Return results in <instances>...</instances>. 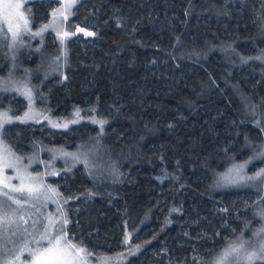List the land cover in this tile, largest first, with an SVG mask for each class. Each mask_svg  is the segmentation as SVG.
I'll list each match as a JSON object with an SVG mask.
<instances>
[{
  "label": "trees",
  "instance_id": "16d2710c",
  "mask_svg": "<svg viewBox=\"0 0 264 264\" xmlns=\"http://www.w3.org/2000/svg\"><path fill=\"white\" fill-rule=\"evenodd\" d=\"M258 1H78L63 68L35 79V97L54 116L76 111L79 120L63 129H4L14 151L95 143L107 158L96 175L78 163L53 177L71 241L123 254L122 264H197L256 222L251 195L245 206L239 191L215 185L264 138L245 112L246 98L264 105V65L248 58L264 44L262 15L252 10L260 11ZM29 3L36 19L49 10L45 0ZM20 235L15 251L9 244L0 252V264L30 236Z\"/></svg>",
  "mask_w": 264,
  "mask_h": 264
},
{
  "label": "rangeland",
  "instance_id": "374dc122",
  "mask_svg": "<svg viewBox=\"0 0 264 264\" xmlns=\"http://www.w3.org/2000/svg\"><path fill=\"white\" fill-rule=\"evenodd\" d=\"M30 1L32 0H8V2H18L23 5L20 10L23 12V18L13 15L6 21L2 10H0V113L7 112L11 117L10 122L0 125V188H3L4 183L9 186L24 188L23 192L10 193L21 200V205H17L0 195V204L3 205L0 208V216L7 212L11 220L14 221L10 225L9 231H14L17 234L16 239L20 240V234H30L26 239L29 241V248L48 246L47 240L40 241L39 244L36 243L40 240V235L45 231V228H47L50 238L61 234V230H63L67 242L77 246L76 250H70L72 252V264H122L126 259L123 254L102 255L87 248L82 243L71 241L67 237L63 198L60 189L53 180L60 167L68 168L78 163L84 164L90 173L96 175L98 166L103 165L102 160L107 159L101 154L98 146L95 143H90L67 149L54 148L52 151L47 145L35 143L29 146L27 150L14 151L4 138V129L8 125L42 124L54 129H63L74 122L76 123L80 118L76 111L63 117L54 116L45 107V104L38 103L37 96L35 97L37 83L35 79L38 78L39 81H42L63 68L67 55V39L70 36L69 19L73 15L79 0H45L49 3V10L45 16L39 19H36L30 11ZM5 2L6 0H0V5ZM258 2V6L261 5L260 11L257 7L252 10L256 13L255 16L262 15L257 26V36L264 41V0ZM24 20L28 21L27 27L24 26ZM9 24H11L12 31L17 32L15 39H13L12 31H9ZM45 25L48 27L45 28ZM73 29L76 32L83 29L84 31L80 32L85 36V33H92L89 29H84L76 24ZM37 33L39 34L37 35ZM65 33L68 35L65 36ZM46 42H50L52 47L55 45V51L51 52L55 56H51L49 51H45L44 43ZM50 43L49 46L46 45L47 48H50ZM262 51H264V44L248 58L260 56ZM253 60L264 65L262 60ZM4 88L7 90H3ZM28 90H30L31 98L26 94ZM6 96L7 98L19 97V99H14V104H11L6 101ZM246 101L245 112L264 130V105L255 104L248 98ZM26 113L28 114L27 117L25 116ZM54 124L57 126H53ZM256 145L249 157L230 164L219 173L215 185L222 190L239 191L238 199L245 206L253 200L251 204L253 203L252 211L256 216V222L249 221L237 234L230 236L222 247L206 257L205 260L202 261L203 258L200 259L201 262L198 260L199 263L197 264H217V259L229 246H238L241 242H246L243 251L237 256H230L224 264H264V260L261 259L249 261L244 258L247 253L257 251L261 242L264 241V233L257 235L259 230L264 228V215H261L264 212L262 205L264 182L260 179L241 181L235 171H229L234 169V166L244 164L245 167L240 175L248 177L254 176L261 169H264V157L259 156V153L264 152V147H262L264 146V138ZM64 153H72L75 156L64 155ZM232 179H236L237 182L230 183L229 181ZM30 186L39 188V192L30 195L28 192ZM3 190L8 191V189ZM250 195L252 200L249 199ZM25 220L27 223L24 222ZM136 233L135 229L124 232V241L128 243ZM20 247L17 250L21 258ZM78 249H84V251H78ZM23 253H28V251L24 250ZM31 260L32 257L30 256L27 261L20 264H29Z\"/></svg>",
  "mask_w": 264,
  "mask_h": 264
},
{
  "label": "snow or ice",
  "instance_id": "6c2138e0",
  "mask_svg": "<svg viewBox=\"0 0 264 264\" xmlns=\"http://www.w3.org/2000/svg\"><path fill=\"white\" fill-rule=\"evenodd\" d=\"M70 6V5H69ZM23 5L18 2H8L6 0L5 3L0 5V10H2L5 20L7 21L9 17L15 15L23 18V12H21V8ZM55 15V13H54ZM27 20H24V26L27 27ZM45 28L48 27V25L44 26ZM9 31H12L11 24H9ZM80 31H84L83 29H80ZM39 33H37L38 35ZM86 35H94V33H85ZM13 39L16 38L17 32L12 31ZM65 36L68 35L67 33L64 34ZM250 59H257L264 61V51H262L260 56L257 57H250ZM3 90H7V88H4ZM26 94L31 98L30 90L26 92ZM27 113L25 116L27 117ZM77 115H79V112H77ZM11 121V117H9L7 112L0 113V125L2 123H7ZM101 124L104 123L103 121L100 122ZM57 126V125H53ZM264 147V146H262ZM64 155L69 156H75V154L72 153H64ZM260 157H264V152L259 153ZM77 159L79 157H76ZM245 165L241 164L238 166H234V169H230L229 171H235L237 176L239 177V180L243 181L244 179L248 180H257L260 179L262 182H264V169H261L259 172H257L254 176H248L244 177L243 175H240L242 170L244 169ZM227 179V177H225ZM230 183H236V179H232L229 181ZM23 183V182H22ZM3 189H8V191H4ZM23 187H15V186H9L7 183L3 184V188H0V195H3L7 198V200L12 201L13 203L17 205H21V200L11 195V192H23ZM54 191V190H53ZM28 192L31 195L32 193L39 192V188L37 187H29ZM38 198V197H37ZM3 205L0 204V208H2ZM175 211V210H174ZM261 215H264V212L261 213ZM23 219V217H21ZM27 223V221H24ZM14 223V221L11 220V218L8 216L7 212H4L2 216H0V252L5 251V249H8V245H13V248L10 249V251L16 250V239L15 237L17 234L14 231H9L10 225ZM64 223H67V220H64ZM25 231H27L25 229ZM260 233H264V228L260 229L257 235H260ZM47 240L48 246L47 247H38L35 249L29 248L28 244L29 241L26 239L22 241V245L20 247V254L22 255L24 250H27L29 255L32 257V260L29 262V264H72V252L70 250H76L77 246L72 245L66 240V234L63 233V230H61V234H58L54 238H50L48 235V230L45 228V231L41 233L40 240L36 241L37 244L40 243V241ZM246 242H241L240 245L236 246H229L228 249L224 251V253L217 259V264H224V262L230 257V256H237L243 251V246ZM78 251H84V249H78ZM245 259L252 261L256 259L264 260V241L261 242L259 245V248L257 251H253L251 253H247L244 256ZM20 259V255H16L13 259L9 260L7 257L5 258L4 264H15L16 260Z\"/></svg>",
  "mask_w": 264,
  "mask_h": 264
}]
</instances>
